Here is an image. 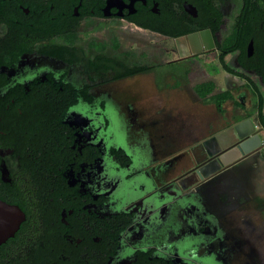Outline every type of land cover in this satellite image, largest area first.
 Masks as SVG:
<instances>
[{"label": "flooded vegetation", "instance_id": "obj_1", "mask_svg": "<svg viewBox=\"0 0 264 264\" xmlns=\"http://www.w3.org/2000/svg\"><path fill=\"white\" fill-rule=\"evenodd\" d=\"M259 95L264 117V0H0V200L59 264H262Z\"/></svg>", "mask_w": 264, "mask_h": 264}, {"label": "trees", "instance_id": "obj_2", "mask_svg": "<svg viewBox=\"0 0 264 264\" xmlns=\"http://www.w3.org/2000/svg\"><path fill=\"white\" fill-rule=\"evenodd\" d=\"M253 5L252 2L247 3L246 11H250V7ZM228 98H231L229 94L223 95L219 97L218 99L214 100V102L217 105L223 104L225 101H227ZM259 102H258V110H259V118L260 121L264 124V117H262V109H263V98L259 95ZM3 197V196H2ZM1 198V197H0ZM2 199H6L3 197ZM7 201V200H6ZM9 202V201H8ZM9 203H16V202H9ZM19 205V204H18ZM22 209L23 207L19 205ZM25 212V210L23 209ZM27 213V220L21 225L20 230L16 233L15 237L10 238L6 243L0 245V264H39L44 262V264H52L50 260L48 261L47 258H45V254L48 253L50 256V249L54 248V252L57 253L56 256V262L59 264V258L60 253L63 252L61 250L60 243L57 242L54 244L52 242L51 246L46 245L44 248L40 249L31 243L26 239V232L27 230L34 229L35 227L32 226V221L35 220V217L30 212ZM30 224V225H29ZM35 230H38L37 227ZM46 232L47 229L45 230ZM32 233V231H31ZM25 237V238H24ZM62 245V244H61ZM67 254H70V252H66ZM42 255V259H41ZM40 258V259H39ZM141 263H145V261L141 260ZM60 264H64L63 261ZM68 264H83V261L81 259H75L74 255L71 256V260Z\"/></svg>", "mask_w": 264, "mask_h": 264}, {"label": "water", "instance_id": "obj_3", "mask_svg": "<svg viewBox=\"0 0 264 264\" xmlns=\"http://www.w3.org/2000/svg\"><path fill=\"white\" fill-rule=\"evenodd\" d=\"M235 131L238 138L243 140L244 147L248 144L251 145V151L258 149L261 145V138L259 137L255 124L251 119L240 122L235 128ZM229 156L234 158L238 155L237 153L232 152ZM25 220V212L18 205L9 204L0 200V245L5 243L8 239L13 238Z\"/></svg>", "mask_w": 264, "mask_h": 264}, {"label": "rangeland", "instance_id": "obj_4", "mask_svg": "<svg viewBox=\"0 0 264 264\" xmlns=\"http://www.w3.org/2000/svg\"><path fill=\"white\" fill-rule=\"evenodd\" d=\"M135 36H136L137 41H138L140 38H138L137 34ZM143 43H145V42H143ZM221 74H222V76L224 75L223 72ZM256 81H257L256 84L258 85L259 84V80H256ZM239 83H240V81H239ZM153 101H154V99H144V98H142L141 100H137V103L139 104L138 105V108L139 109H144L145 111H147L145 117H148V116L150 117L151 115H154V112L152 110L156 111L155 108H157V107L154 106V108H153V105H154L152 103ZM182 101L183 100L180 99V100H172V101H169V102H170L171 106H174V107H177L178 106L179 109H180V107L182 106ZM186 103L187 102H185V104ZM164 105H166V104H164ZM164 105L163 106H160L158 108H161L162 109V108L165 107ZM165 108L167 109L168 106H166ZM210 110L213 111L212 110V106H211V109ZM179 112H182V111L179 110ZM150 113H151V115H150ZM182 113H177L176 112L175 113V116L176 117L173 116L171 118H167V121H166V117L165 116H162L161 117V120H163L164 122H167L166 125H165V131H167L168 134L169 133H171V134L173 133V134H175L177 136L178 135L185 136V134L188 133V131L191 132V129H189V127L186 126V124H181V123H178L177 122V120H182V121L184 120V118L182 117ZM177 115H178V118H177ZM152 117H154V116H151L152 122L154 121L155 123H157V124L154 123L156 129L161 130L164 127L162 125L163 123L161 121L159 123V121L157 120L156 116H155V120ZM145 127H142V128L140 127L138 129L135 128V129H133V132L136 133V134H138V135L141 134V136H145V137L149 136L150 133H152V135H153L152 137L153 138L154 137L156 138V137H160L161 136V135H156V133L154 132V127L153 126L150 127V125H149L146 128ZM185 129H187V130H185ZM163 134L165 135L164 132H163ZM184 139H185V137H184ZM182 147H183V145L182 146H180V145L178 146V148H182ZM261 233L264 235V227H263V225H257V228H256L255 233H254V237L256 238L258 236V234H261ZM255 249H256L257 253L259 254V255L256 254L257 260H259V262H261L262 264H264V239L263 240L261 239L260 241H258Z\"/></svg>", "mask_w": 264, "mask_h": 264}, {"label": "crops", "instance_id": "obj_5", "mask_svg": "<svg viewBox=\"0 0 264 264\" xmlns=\"http://www.w3.org/2000/svg\"><path fill=\"white\" fill-rule=\"evenodd\" d=\"M162 101H159V100H154L152 103L154 104L153 105V108H154V106L155 107H157V109L156 110H159V108L158 107H160V106H162V103H161ZM226 105V104H225ZM152 111H154V110H152ZM157 112V111H156ZM170 135H169V137L168 138H172V139H175L176 141H178V142H180V143H178V145H181L182 146V142H184L185 140H184V136L183 135H175V134H171V133H169ZM161 135V134H160Z\"/></svg>", "mask_w": 264, "mask_h": 264}]
</instances>
